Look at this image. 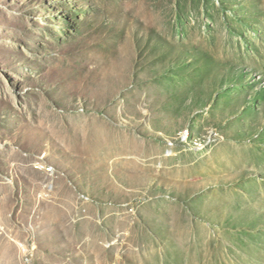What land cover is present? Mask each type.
<instances>
[{
    "label": "rangeland",
    "instance_id": "rangeland-1",
    "mask_svg": "<svg viewBox=\"0 0 264 264\" xmlns=\"http://www.w3.org/2000/svg\"><path fill=\"white\" fill-rule=\"evenodd\" d=\"M0 264H264V0H0Z\"/></svg>",
    "mask_w": 264,
    "mask_h": 264
}]
</instances>
